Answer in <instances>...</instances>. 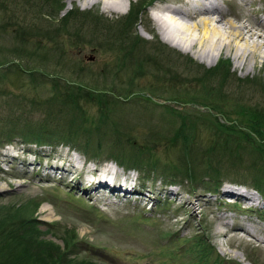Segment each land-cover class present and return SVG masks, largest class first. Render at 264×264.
Listing matches in <instances>:
<instances>
[{"label": "rangeland", "instance_id": "rangeland-1", "mask_svg": "<svg viewBox=\"0 0 264 264\" xmlns=\"http://www.w3.org/2000/svg\"><path fill=\"white\" fill-rule=\"evenodd\" d=\"M90 1L0 0V138L55 143L0 144V218L36 220L63 264H264L263 204L231 187L264 190V117L254 128L243 115L264 114V68L238 69L226 53L210 65L166 43L149 6L184 0ZM235 2L223 3L228 19L264 22V0ZM84 154L134 176L146 205L109 201L66 174ZM7 253L0 247V263Z\"/></svg>", "mask_w": 264, "mask_h": 264}, {"label": "bare ground", "instance_id": "bare-ground-1", "mask_svg": "<svg viewBox=\"0 0 264 264\" xmlns=\"http://www.w3.org/2000/svg\"><path fill=\"white\" fill-rule=\"evenodd\" d=\"M98 1L100 0H93V2H90L97 3ZM231 1H236V6L240 5L239 0ZM126 3L128 4V0H126ZM109 6H107V8L116 11L115 9L119 5L111 4V7ZM121 6L126 8V4ZM157 9L160 12V15H156L153 20L155 21V24L166 43H171L184 52H192L193 49H196L193 56L202 62H210V65L215 63L221 54L226 53L232 57L238 69L244 68L246 71H250L259 67L258 64L261 65V69L264 68V22L261 20L259 21L256 18H252V20L255 19V21L253 20L255 24H253L250 22V16H248V19H245L240 13H238L240 14V19H242L243 22H239V24L235 23L232 19L227 18L229 15L228 12L225 11V8L218 0L215 3H212L211 1L208 2V0H197L196 2L193 0H188V2H184V4H181L179 7L161 6ZM179 20H187L189 22L186 21L184 23L180 22ZM171 29L173 30L174 34H171ZM192 82H197L199 84V80H192L189 82L190 86H192ZM201 84L204 87L203 81H200V85ZM206 85L208 86V84ZM216 96H218L219 100L226 101L224 99V95H220L217 92ZM241 102L233 104L235 107L248 108L246 105L247 103L240 104ZM251 110L254 112L244 115H248L251 118L252 113H258L257 109L255 108H252ZM186 113L190 114L192 112L186 110ZM257 116L258 115H256L254 119L257 118ZM78 162L80 163V161ZM60 170L63 171V169ZM71 175L75 174L71 173ZM88 181L91 184L90 180ZM100 185L103 186H98L96 191H98L100 194L107 193L105 190L107 186L105 187L104 184ZM21 186L22 184H20L19 187ZM253 194H255V192H253ZM244 199L257 205L262 203V208H264V200L261 201L260 197L257 198L256 196L248 193V196H245ZM191 208L192 207L190 206V209ZM50 210V207L47 205L42 208L41 211L44 213L43 217L45 220L51 221L53 218L52 212Z\"/></svg>", "mask_w": 264, "mask_h": 264}, {"label": "trees", "instance_id": "trees-1", "mask_svg": "<svg viewBox=\"0 0 264 264\" xmlns=\"http://www.w3.org/2000/svg\"><path fill=\"white\" fill-rule=\"evenodd\" d=\"M257 111L258 113L256 114L252 113V116H251V119L253 118L252 122H254V117H256V115H258L257 117H260V116L264 117L263 113H261L259 110ZM253 127L257 128L258 124L254 122ZM62 139L66 141L65 137ZM16 140H21L25 144H34L37 146H54L55 145L53 140H51L52 142H45L39 136L30 137V134L26 132L24 134H19L15 132L5 133L0 138V144L1 145L11 144ZM222 145L226 146L227 148L229 147V144H227V142H225L224 144L222 143ZM260 150L263 152L264 149L262 148ZM131 168L133 167H128V169H131ZM138 169L141 172L144 171L140 168ZM191 171L189 170L187 174L188 179L185 178L188 184L189 182L190 184H192L191 180H196L198 178ZM214 171H216V169ZM173 180L174 182H180L179 180H175V179ZM222 182L223 181H220L219 183L222 184ZM258 189L260 188L258 187ZM261 192L264 193V190H261ZM1 216L2 217L0 218V247L2 249L7 250L8 253L5 255L4 259H2L0 264H54L53 260L55 258V255L57 256L56 254L57 250L52 251L50 247L51 243L50 244L46 243V245H44L43 244L44 241L40 240L39 236L37 235V232L40 230H39V227L36 225V224L38 225L40 224L36 222V220H34L32 223L31 222L29 223V221L27 220L17 221V219H14V217L7 218V216H4V215H1ZM19 221L21 222V225H19L20 224ZM20 231H22L23 234L20 235L19 233ZM24 236H26L28 240H26ZM43 259H45L46 261H44ZM55 259L58 260L57 262H55L56 264H63L61 263L62 260H59V258H55ZM90 261L97 263L92 259H90Z\"/></svg>", "mask_w": 264, "mask_h": 264}]
</instances>
